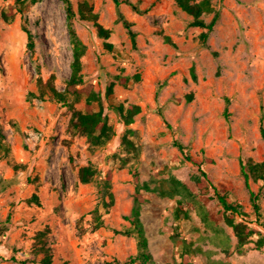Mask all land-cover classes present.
<instances>
[{"label":"rangeland","instance_id":"374dc122","mask_svg":"<svg viewBox=\"0 0 264 264\" xmlns=\"http://www.w3.org/2000/svg\"><path fill=\"white\" fill-rule=\"evenodd\" d=\"M83 1L110 30L107 38L80 15ZM131 1L147 10L71 0L85 47L82 81L68 85L73 56L63 1L25 0L18 11L15 0H0V264H47L45 254L48 264H121L136 255V239L118 232L130 226L123 216L134 192V163L120 147L127 127L139 146V180L153 186L151 179L173 178L191 192L186 214L177 210L179 194L144 193L140 218L152 263L179 264L188 248L191 264H264V245L237 251L221 204L212 190L200 192L195 168L172 142L185 143L220 192L252 217L242 162L264 155V0H210L214 10L201 17L209 22L215 10L218 17L205 41L206 29L191 25L176 0ZM118 10L131 21L135 43ZM87 89L114 132L100 144L70 126L73 112L85 108ZM119 104L140 107L128 125ZM30 131L39 137L28 140ZM85 166L93 175L81 181ZM249 184L261 196L264 219V182L249 174Z\"/></svg>","mask_w":264,"mask_h":264},{"label":"trees","instance_id":"16d2710c","mask_svg":"<svg viewBox=\"0 0 264 264\" xmlns=\"http://www.w3.org/2000/svg\"><path fill=\"white\" fill-rule=\"evenodd\" d=\"M25 0H15L18 4V11H22V5ZM35 2L36 0H31ZM65 7L66 17H67V29L70 37V43L72 48V61H71V75L67 81L68 85L77 84L82 81L81 74L79 73L81 68L80 56L84 51V44L78 38L75 28L72 24V19L75 15L71 0H62ZM116 7H119L122 3L128 4L136 12H145L147 8H140L137 2L131 0H112ZM178 5L185 10L188 14L192 16L190 22L191 25L200 26L206 30L201 33V38L203 41L206 40L208 32L213 28V25L216 22L218 17V10H215V13L212 19L209 22H206L201 15L203 13H208L213 11V7L210 3V0H176ZM79 12L82 18L87 20H92L94 26L96 27L97 35L100 37L107 38L110 34V30L96 21V14L92 11L91 5L87 1L80 3ZM4 19H11V13L2 12ZM118 20L122 22L123 26L126 28L129 37L132 42L135 43L136 32L132 29L131 21H129L125 15L118 10ZM28 36L31 34L29 30L25 29ZM164 39L173 44L168 36H165ZM30 44V42H29ZM32 44V43H31ZM107 48H111L109 42H105ZM194 76V73H193ZM53 95L57 96L59 99L63 98L64 95L62 92L56 91L54 88H51ZM112 90V85L108 86V91ZM63 95V96H62ZM97 95L92 91L87 89V97L84 110H75L73 112L72 118L70 120V126L81 134L85 135L93 144H100L108 140L114 132L110 123H108L107 117L103 114V111L100 108L94 109L93 102L94 99H97ZM193 98L192 93L186 95V101H190ZM179 100V99H177ZM115 109L119 112L120 117L126 125L130 124L133 121V116L139 112L140 107L137 104H130L124 106L122 104L116 105ZM157 110L161 114L164 122L167 124L168 128H171L170 123L164 117L162 110L157 106ZM264 111H262V115ZM227 116V113H225ZM132 129H126L125 133L121 136L120 147L125 152V160L132 159V165L129 168L130 174L132 176V181L134 183V192H133V203L132 208L129 214L123 216L130 224L129 228L120 230L125 235H131L136 239V244L138 251L136 255L129 256L121 264L138 262L139 264H153L151 254L148 250L147 237L145 235V230L143 223L140 218L141 204L144 202V193L148 191H157L160 195H172L179 194L181 196L177 201V210L179 212L187 213V208L185 207V199L191 195V192L188 188L181 183L180 181L173 178H160V179H151L155 184L150 185L149 181H140L138 166V155H139V146L134 143L132 139L129 138L128 133H131ZM260 134L264 139V124L260 126ZM173 145L176 146L179 151L182 153L183 159L190 162L195 168L194 180L199 188L200 192L208 193L212 190L214 196L221 204L224 215L225 222L232 227V230L236 236L237 251L243 252L245 246L252 245L254 249H261L264 245V234L258 232L251 224L255 223L261 226L264 229V219L263 212L261 207V196L259 192H255L250 188L249 184V174H252L255 179H259L264 182V155L261 161H253L251 159L247 162H242V173L244 176L245 186L249 191L250 202L252 205L253 214L252 217L247 212L241 209L239 204H234L229 201L224 193H221L216 184L214 183L213 178L202 168V162L194 158L189 150L188 146L180 141L177 138L173 139ZM208 160H211L210 158ZM93 175V170L89 166L81 167L79 170V179L81 181H88ZM235 216L239 217V221H235ZM258 233L257 237L254 239L252 235ZM0 258L2 256L0 255ZM45 263L50 262V255L45 254L41 259ZM179 264H191L188 255V248L181 253V261Z\"/></svg>","mask_w":264,"mask_h":264},{"label":"built area","instance_id":"2783aa9c","mask_svg":"<svg viewBox=\"0 0 264 264\" xmlns=\"http://www.w3.org/2000/svg\"><path fill=\"white\" fill-rule=\"evenodd\" d=\"M38 137H39V133L34 131H30L27 136L28 140H36Z\"/></svg>","mask_w":264,"mask_h":264}]
</instances>
